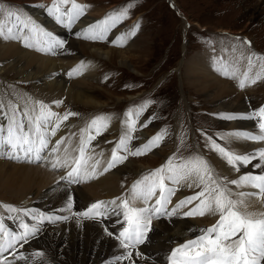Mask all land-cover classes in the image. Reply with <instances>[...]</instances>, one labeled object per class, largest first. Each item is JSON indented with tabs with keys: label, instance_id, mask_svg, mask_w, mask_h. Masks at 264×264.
Listing matches in <instances>:
<instances>
[{
	"label": "snow or ice",
	"instance_id": "obj_1",
	"mask_svg": "<svg viewBox=\"0 0 264 264\" xmlns=\"http://www.w3.org/2000/svg\"><path fill=\"white\" fill-rule=\"evenodd\" d=\"M46 11L56 24L67 27L71 30L74 22L78 21L85 14L87 5H81L76 0H52L51 5H35ZM134 5L128 4L121 9L108 13L102 20L88 25L82 32L77 33V38L91 40H105L108 32L116 27L123 20L128 18V12ZM7 22H11L8 26ZM137 23L128 33L121 34L117 40L121 43L114 45L122 47L123 42L128 37L134 36L139 30ZM15 29V31H14ZM0 39L4 41H18L25 48H30L44 54H49L55 48H63L65 42L59 40L52 32L47 31L34 19L22 18L19 10H13L0 3ZM239 39V38H236ZM250 46V42L243 41ZM249 71L238 75L236 71H229L227 67L219 68L217 71L228 79H235L238 87L244 90L264 79V56L255 53L247 57ZM255 61H260L261 71L251 74V69ZM85 68L83 62L67 73L69 78L74 74L81 73ZM31 107L26 106L23 110H18L11 105L8 106L9 114L5 113L6 124L0 125V150H6L8 159H20L18 152H23L25 156L35 153V159L39 160L40 153L48 148V135L55 136L64 121L76 115L74 112H67L63 116L51 110V107L43 101L30 102ZM57 107L63 101L53 102ZM150 101H146L138 110L135 117L133 110H129L126 115V131L121 136L119 142L112 150L111 159L108 161L104 171H109L118 163H122L128 157L119 153H129L133 156L146 155L155 147H159L167 135V130H161L154 137L150 138L144 145L129 149L133 133L136 131V121L138 116L144 111ZM19 114V119L17 115ZM220 119L226 121L238 119H254L258 124V134L248 132H233L227 134L224 139L244 140L255 143H264V106L254 110L248 115L220 114ZM150 122V121H149ZM110 124V119L104 116L93 118L85 129L82 130L78 157L63 161L57 160L52 164L53 168L69 167L66 177H61L68 184L86 182L96 175L95 169L99 166V161L89 165L93 158L87 155L91 141L103 133ZM147 127V124L143 125ZM63 141H58L52 151H59ZM208 146L215 151L221 159L235 172L241 173V168L252 165L253 168L261 169L259 173H241L236 179L228 180L215 175L214 170L208 162L198 155L189 158L178 159L176 155L169 157L164 165L144 174L137 180L131 188L127 198L118 197L114 200L96 201L91 203L82 211H73L74 199L69 194L66 204L59 211H66L75 217L77 223L83 220L100 221L106 217L109 205L122 210L124 226L115 239L119 241V246L125 250L123 256H117L112 264L128 259L131 264L133 251L138 245L145 242L147 234L152 230L153 219L177 215L189 205L193 207L183 212L184 217L195 218L205 215L217 216L216 222L200 230V235L190 239L180 246L173 248L167 260L169 264H264V212L247 211V201L256 199L264 201V148L254 150L250 153L239 154L225 146L216 143L212 138H208ZM67 151V150H65ZM0 158H3L0 155ZM253 161H257L253 163ZM91 168V171H89ZM185 182L189 188L195 187L199 191L194 195L185 197L178 201L169 210L171 198L179 190V186ZM229 185L236 188H251L255 191L240 192L237 199L232 198ZM119 201V203H117ZM136 203L144 206L136 207ZM7 213H15L17 216L34 217L36 223L28 224L23 220L19 222L21 231L15 232L5 226L0 219V264H12L4 255L11 250V254L18 259H25L23 255L17 256L16 246L23 247L39 231L40 225L44 222L56 223L57 221H67L69 216H51L36 214L27 209H20L6 204H0ZM243 209V211H242ZM120 213H117L119 215ZM108 236L114 234L105 227ZM131 249V250H130ZM36 257H43L42 252H35ZM135 256L144 258V254L135 251Z\"/></svg>",
	"mask_w": 264,
	"mask_h": 264
},
{
	"label": "bare ground",
	"instance_id": "obj_2",
	"mask_svg": "<svg viewBox=\"0 0 264 264\" xmlns=\"http://www.w3.org/2000/svg\"><path fill=\"white\" fill-rule=\"evenodd\" d=\"M25 1L26 6L31 9L30 11L33 13L36 22L40 25L43 24V27L47 31L52 32L59 40L69 41V47L67 50L64 47L63 50H66V52L55 48L49 54L39 52L41 54L39 55L35 52H27L24 46V48H21L20 45L14 43L15 41H4L0 39V61H11V64L7 67L0 68V76H11L14 74L19 78L20 82L34 83L33 89L35 93L33 92L32 95L34 99L32 98V100L29 101V104H27L28 107H31L30 102L34 101H43L50 105L49 101H64L66 99L67 102H73L74 104H82L94 108L100 107L101 104L96 102L88 91L87 87L90 86L81 84L84 82L81 80H67L64 76L61 77V69L65 67V71H67L68 68H71L73 65H75L73 69L77 68L81 64L80 60L86 56L91 60L103 58L120 67L131 68L135 56L130 55L142 52L136 51L130 44L132 48L121 49L115 46L106 48L103 44L95 43V41L90 42L91 39H89V41H85V39L82 38H79L80 41L70 40L71 36H77V33L82 32L88 25L93 24L94 20L98 21L99 17L102 16L100 11H95L93 13V10H89V18L93 21L88 20V16L86 17L84 14L78 21L74 22L71 30H69L67 27L56 24L55 21L47 15L46 11L35 6L41 3L48 6L52 0ZM76 1L81 4L86 3V0ZM178 12L183 16L185 25L189 26L190 21L187 17L181 11ZM7 23L8 26H11V22ZM188 26L186 27V31ZM108 35L109 34H107V36ZM112 37L110 36V38ZM136 45L137 43H134L135 47ZM57 50L59 51L58 53ZM231 52H227L226 50L218 52V58H215L216 60H212L211 62L207 58L193 62L189 66L191 72L190 76L188 73L189 83L191 82L190 86L192 85L199 95L208 99L207 101L213 105L214 113L218 115H248L261 105L260 101L262 99H260L259 96L257 98H250L253 92H256L259 88V85H262L261 89L264 87V79L241 90L238 87L237 80L222 76L217 69L223 67H227L229 71H236L238 75L249 71L247 57L250 54L241 53L240 55H234ZM56 54L61 57L59 56L55 59L53 56ZM93 63L92 61L85 64L83 63L85 68L82 70V75L85 73V75H87L85 78L88 80L89 74L96 70L95 67L93 68ZM260 71V64L258 61H255L251 69V74ZM77 74L78 76L81 75L79 72ZM2 105L3 103H0V119L4 121V108L8 109V106L3 108ZM12 107H14V103ZM16 107H18L17 104L15 108ZM25 107H23L22 110ZM53 109L56 111L58 110L59 114L65 111V108L61 109L59 107H54ZM7 114L10 115L9 111ZM103 114L104 110L96 109L92 116L96 117ZM19 118L18 114L17 119ZM227 122L228 121L223 120L222 124L231 125L230 127L228 126L231 133L239 131L252 134L257 132L258 134V124L254 119L232 120L229 124ZM5 123L0 122V125H4ZM65 125L63 127L61 125L62 129L57 131L56 136L48 135V138L52 136L51 140H49L48 148L40 153V162L45 160L43 166H33L37 163L36 161H38L35 159V153L31 156H25L23 152H18L16 155H18L20 159L12 160H14V162L30 164H13L9 163L8 160L6 161V159H8L6 150H0V155L3 156V158H0V204L10 203V198L12 196L14 199H19V201L27 200L26 203L13 207L27 209L36 214L70 217V219L67 220L69 223H66V221H57L56 223L59 224L54 226L53 224L56 223H42L40 225V231L33 238H30L26 245L24 244L23 247H20V245L16 246V249L18 248L16 251L17 256L23 255L25 259L21 260L13 255L7 257L12 264H112L117 256H123L127 251L121 248L119 246V241L114 238L115 235H118L122 230V226H124L121 209L115 208V210H113L114 206L109 205V210L103 220L94 221L82 219L79 223H77L75 217H71L69 212L59 211V209L65 206L69 194L73 197L75 202L73 211H82L96 201L108 202L118 197L127 198L129 194L122 193L120 189L121 183H125V175L127 174L128 176H135L133 178H138L141 175L143 176L144 172L138 173L139 169H136V165L131 162V164H125L124 162L118 163L109 171H104L108 161L111 159H106L105 157L106 161H104L105 159L102 156L104 153L106 154L110 151L109 149H104L105 141L108 143L111 138L115 139L117 136L121 135H117L120 127L116 124V120L113 121L110 119V124L107 129L104 130L101 135L96 136L103 139L101 144L94 145L93 147L89 145L88 147L87 155L93 158L89 161V165L97 160L100 162L99 166L95 169L96 175L86 182L68 184L66 180H62L61 177L67 176L68 171H70V166L53 168L52 164L57 160L63 161L65 158L72 160L78 157L82 132H79V130L74 131L76 128L74 125H70L71 127L66 126V128ZM79 128L82 131L86 127ZM73 132H75V134H73ZM147 133L148 135L152 134L150 131ZM61 140L63 144L60 145L59 151H52L56 143ZM133 143L135 142L131 140L130 144L134 145ZM137 146L139 145L137 144ZM260 148H264V143H252L251 141L231 139L230 150L239 154L250 153ZM156 155L158 156L160 153H156ZM256 162L257 161H253V163ZM217 165L219 168H217L218 171H222L224 175H227L224 178L240 174L233 171L227 165L222 166V163H218ZM147 166L151 167L150 165ZM51 168L53 170H51ZM89 171H91L90 168ZM260 171L261 169L253 168L252 165H249L247 168H241V173H259ZM134 172L136 174H134ZM237 189L241 192L242 190L244 191V189H249L248 192L255 191L251 188ZM179 190L180 192L182 190L185 191L186 194L187 192L190 193V191H193V189L187 186V182L183 183L182 188H179ZM236 195L238 196V194ZM117 203H119V201H117ZM136 205L139 207L144 206L142 203H136ZM247 211L264 212V201L254 198L248 200ZM117 213L120 214L117 215ZM0 219L3 220L6 227L15 232L21 231L19 228L20 220L28 224L36 223L34 217L17 216L15 213L5 212L2 208H0ZM211 219L212 216L208 215L199 217L198 224H214L216 221L213 220L212 222ZM153 220L154 222L159 221L158 225L161 224L162 228L160 230L158 229V231H150L147 234L146 243L144 242L142 245H138L134 250L130 249L133 251V260L135 264H169L167 260L168 245L175 240L188 241L194 239L200 230L204 229L200 227V225L195 224L196 222L190 221L189 217H184L183 214L175 215L172 219L161 217L160 219ZM105 227L108 231L112 232L114 236H108L104 231ZM135 250H139L140 253H143L144 258L136 257ZM10 252L11 251L7 253L9 254ZM35 252H42L44 255L43 257H36L33 255ZM4 255L6 256L7 254ZM117 264H131V261L124 259L117 262Z\"/></svg>",
	"mask_w": 264,
	"mask_h": 264
},
{
	"label": "rangeland",
	"instance_id": "obj_3",
	"mask_svg": "<svg viewBox=\"0 0 264 264\" xmlns=\"http://www.w3.org/2000/svg\"><path fill=\"white\" fill-rule=\"evenodd\" d=\"M76 2L79 3L78 1ZM0 3H4L13 10H19L22 18L30 16L35 20L33 13L30 11L31 9L26 6L25 0H0ZM50 3L49 5H51ZM128 4L134 5L129 9L128 18L108 32L113 37L110 38L108 35L109 37L107 36L105 40H90V42L95 41V43L105 45L106 48L114 47L115 45L112 40L115 39L116 44L121 43V41L117 40V37L128 33L139 23L140 27L136 34L128 37L127 42L124 41L123 46L120 47L121 49L134 47L136 51L142 52L130 55L135 56L132 62L133 66L131 68H124L115 63H110L103 58L91 60L86 56L80 61L84 64L92 61L94 62L93 68L95 67L96 69L89 74V80L85 78L87 76L85 73L80 76L76 73L72 78L68 77L67 73L75 65L71 66V68L67 66V71H65V67L61 69L60 76H64L67 80L84 81L81 84L90 86L87 87L88 91L94 100L101 104L100 107L94 108L82 104H74L73 102H67L66 99L64 100L65 102L61 100L63 103L59 106L61 109L65 108V111L59 114L58 110L53 109L54 107L57 108L56 105L54 106V101H49V106L59 116H63L67 112L76 113V115L69 117L62 124V127L66 124L65 128L66 126H76L74 131L79 130V132H82L79 127H87L93 118L98 117L92 116L96 109L104 110V114L99 116L107 117L113 121L116 120V124L120 127L117 135H121L115 139L111 138L108 141L109 144L105 141L104 149H109L110 151L102 155L104 159L105 157L106 159H110L113 148L126 131L127 118L125 114L131 109L135 117L136 110L144 105L146 101H150L137 118L136 131L132 136V140L135 143H133L134 145L129 144L128 147L134 150L140 145H144L150 138L164 129L167 130V135L159 147H155L146 155L133 156L129 153H119L128 157L123 162L125 164L134 163L136 169H139L138 173L144 172L143 174H147L164 165L166 160L173 155H176L178 159L198 155L208 162L214 170L215 175L226 177L227 175H224L222 171H218L217 164L222 163V166L227 164L215 151L210 149L208 138H212L216 143L230 149L231 138L224 139V137L231 133V130H229L231 125H223V119L218 118L219 115L214 113L213 105L207 101L208 99L199 95L194 87L190 86L191 82L189 83L188 73L190 76L191 72L189 66L193 62L203 58L209 59L210 62L216 60L218 52L225 50L227 52L232 51L231 53L234 55H240L241 53L251 55L255 53L259 56H264V0H86V3H82L81 5L88 6L85 16H88V20L90 21L93 20L89 18V10H93V13L100 11L102 15L99 17L98 21H100L108 13L121 9ZM178 11H181L190 21V25H187V31L184 18ZM41 25L44 26L43 24ZM71 39L80 41L75 35L71 36ZM85 41H89V39H85ZM243 41L250 42V46L244 44ZM64 42V47L67 50L69 41ZM14 43L24 48L21 42L15 41ZM134 43H137L136 47ZM64 47L57 49L66 52V50H63ZM24 49L27 52H35L41 55L39 51L30 48ZM58 50L57 53L59 52ZM59 56L56 54L53 57L57 59ZM258 62L260 64V61ZM9 64H11V61H0V68L7 67ZM18 80L19 78L14 74L11 76H0V103H3V108L9 105L12 106L14 103V107L17 104L18 107L16 108L22 110L32 100L34 83H24ZM261 86H258L259 88L256 92L251 93L250 98H257L259 96L262 99L260 101L261 105L257 109L264 106V87L261 89ZM8 111L9 109L4 108L3 115ZM3 115L1 114L2 117ZM0 122L5 123V120L0 119ZM229 122L231 121L227 123L229 124ZM145 124H147V127H143ZM148 131L152 133L150 134L151 136L148 135ZM51 137L48 140H51ZM102 141V138L96 137L91 141L90 147L99 145ZM156 153H160V155L157 156ZM7 160L13 164H30L14 162L12 159ZM40 160L36 161L37 163L33 166H43L45 160L41 162ZM139 162L144 164H140ZM51 170L53 169L51 168ZM134 174L136 173L134 172ZM240 174L233 175L227 179H236ZM125 177V183H121L120 189L122 193L129 194L132 185L141 179L142 175L138 178H133L135 176H128L126 174ZM229 187L232 192V198L237 199L241 191L235 186L229 185ZM179 188H182V184ZM191 189L193 191L187 192V194L183 190L181 192L178 190L171 198V204L168 206L169 210L181 199L194 195L195 192L199 191L195 187ZM248 191L249 189H244L243 192ZM10 199L11 202L5 203L6 205H22L27 201H19V199H14L12 196ZM135 206L139 207L136 204ZM191 207L193 205L182 209L178 214H183V212L188 211ZM208 216H212V222L218 218L215 215ZM189 219L198 224L199 216L195 218L189 217ZM66 223H69V221H66ZM158 223L159 221L154 222L153 220L151 231H158V229L162 228L161 224L158 225ZM57 224L59 223L53 224V226ZM198 225L206 229L213 224L203 225L199 223ZM185 241L175 240L171 242L167 247V255H169L173 248L180 246ZM4 254L8 255V253Z\"/></svg>",
	"mask_w": 264,
	"mask_h": 264
}]
</instances>
